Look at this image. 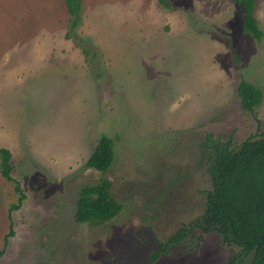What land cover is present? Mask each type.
Returning a JSON list of instances; mask_svg holds the SVG:
<instances>
[{
  "label": "rangeland",
  "instance_id": "rangeland-1",
  "mask_svg": "<svg viewBox=\"0 0 264 264\" xmlns=\"http://www.w3.org/2000/svg\"><path fill=\"white\" fill-rule=\"evenodd\" d=\"M80 2L73 26L65 0H0V148L13 177L0 172V264H226L238 247L197 225L211 187L201 143L264 130V0L258 39L235 0ZM242 79L262 93L254 113L240 106ZM102 135L105 172L85 164ZM101 178L121 211L78 223V190Z\"/></svg>",
  "mask_w": 264,
  "mask_h": 264
},
{
  "label": "trees",
  "instance_id": "trees-1",
  "mask_svg": "<svg viewBox=\"0 0 264 264\" xmlns=\"http://www.w3.org/2000/svg\"><path fill=\"white\" fill-rule=\"evenodd\" d=\"M158 1L169 8L166 0ZM235 1L241 10V30L258 39L261 33L254 15L255 0ZM65 4L75 26L81 2L65 0ZM236 92L242 110L254 113L262 100L260 89L242 79ZM201 146L211 187L205 191V205L197 218V225L205 232H216L226 245L238 247L226 264H241L242 256H246L254 247H257V251L252 264H264V130L236 146L230 138L222 141L207 134ZM10 159V151L0 148V172L7 180H13ZM112 161L113 139L102 135L85 164L88 168L105 172ZM110 188L111 182L106 178L83 185L78 190L75 220L78 223H101L115 217L121 211L122 204L112 196ZM16 190L20 193L18 203L11 204L9 212L17 209L24 197L18 184ZM10 228L9 234L12 233L11 225ZM7 237L8 234L5 239ZM184 237L185 231L178 229L151 253L149 261H155L169 244Z\"/></svg>",
  "mask_w": 264,
  "mask_h": 264
},
{
  "label": "water",
  "instance_id": "water-1",
  "mask_svg": "<svg viewBox=\"0 0 264 264\" xmlns=\"http://www.w3.org/2000/svg\"><path fill=\"white\" fill-rule=\"evenodd\" d=\"M256 251H257V247H254L246 256H242L241 264H252L256 255Z\"/></svg>",
  "mask_w": 264,
  "mask_h": 264
}]
</instances>
